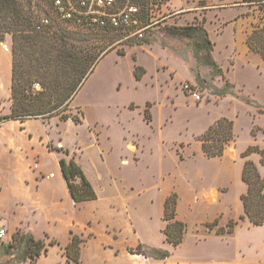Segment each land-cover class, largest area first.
Listing matches in <instances>:
<instances>
[{
    "label": "rangeland",
    "instance_id": "rangeland-1",
    "mask_svg": "<svg viewBox=\"0 0 264 264\" xmlns=\"http://www.w3.org/2000/svg\"><path fill=\"white\" fill-rule=\"evenodd\" d=\"M259 1L257 11L264 20V0ZM34 3L37 19L46 15L56 27L43 38L48 47L72 48L83 58L97 54L69 105L42 122L51 127L55 142L64 144L57 149L67 156L83 152L86 166L101 174L102 190L107 183L114 188V212L121 216L125 211L136 232L125 235L118 245L140 239L145 243L142 251L147 252L148 246L160 248L170 253L171 262L179 264H240L244 255L264 264V226L243 221L231 235L215 233L242 214L240 198L246 191L241 181L243 148L250 143L264 146L262 132L255 137L250 134L254 126L264 130V63L257 54L244 56L234 50L232 24L220 36L216 35L221 32L218 22L207 26L217 30L211 32L216 68H210L196 60L187 40L170 33L174 27L198 25L200 21H191V15L163 21L148 37L150 44L137 45L121 32L102 35L61 27L49 7L41 0ZM171 5L180 8V0H169L164 11L173 9ZM208 17L216 21L213 14ZM6 42L11 48L9 36ZM16 65L27 75L41 71L26 55H19ZM139 67L143 72L137 79L135 69ZM46 75L63 76L53 70ZM185 83L198 89L200 102L183 90ZM229 85H233L231 93L220 96L219 91H230ZM147 104L149 121L144 119ZM65 114L78 117L79 122L61 120ZM221 118L233 121L235 137L222 156L209 159L198 137ZM228 169L232 177L226 175ZM172 192L178 196L177 219L186 225L178 247L165 243L162 233L163 202Z\"/></svg>",
    "mask_w": 264,
    "mask_h": 264
},
{
    "label": "crops",
    "instance_id": "crops-1",
    "mask_svg": "<svg viewBox=\"0 0 264 264\" xmlns=\"http://www.w3.org/2000/svg\"><path fill=\"white\" fill-rule=\"evenodd\" d=\"M260 3L259 0H180V8L171 5L173 9L166 10V17L179 11L181 13L175 16L191 15L190 20L200 21L198 25L205 29L213 45L215 42L211 39V32L217 30H209L207 26L218 22L221 32L218 31L216 35L220 36L232 24L231 45L246 56L249 53L246 45L248 35L257 25L264 24L257 11ZM232 9H236L238 14L231 13ZM209 14H213L216 21L211 20ZM171 19L169 17L166 21L170 22ZM12 65L11 53L0 49V117L8 116L11 112ZM57 146L65 147L62 142L60 145L55 142L51 127L41 119L0 122V230H5L0 243H9L18 229L36 240L47 237L46 242L52 240L55 244L48 247L36 264H64V248L73 233L83 239L81 264H179L177 261L171 262L168 251L169 257L164 260L131 254L128 249L145 244L140 239L134 244L124 243L120 247L118 242L125 240V235H135L136 232L125 211L121 216L114 212V188L107 183L105 190H102L100 183L103 178L86 166L83 152L67 156ZM249 146L257 145L250 143ZM258 148L264 150V146ZM255 157L250 155L248 159L263 170L258 169L263 175L264 168L257 159L260 157ZM61 159L66 162L72 160L81 168L93 187L95 200L78 204L73 201L62 174ZM148 247L147 251L162 250ZM247 256L244 255V260L239 263L263 264L256 257L247 260Z\"/></svg>",
    "mask_w": 264,
    "mask_h": 264
},
{
    "label": "trees",
    "instance_id": "trees-1",
    "mask_svg": "<svg viewBox=\"0 0 264 264\" xmlns=\"http://www.w3.org/2000/svg\"><path fill=\"white\" fill-rule=\"evenodd\" d=\"M33 0H0V42L6 41V37L11 38L12 50V83H11V112L8 116L0 117V122L6 120H26V119H49L57 114L60 107H67L74 91L84 79L89 67L97 59V54L89 57H80V51L72 48L48 47V43L43 38L53 33H37L34 31V25L38 21L34 14ZM37 19V20H36ZM64 25H61V27ZM65 28L67 26H64ZM79 29L87 33H98L108 35L107 33L94 30ZM170 33L180 36L187 40L194 49L196 60L204 66L216 68L212 58L213 45L208 38V34L201 25L174 27ZM151 41L148 38L137 40V45H147ZM246 45L249 53L259 55L264 63V24L257 25L248 35ZM24 56L31 59L37 67L44 71H37V78L33 79L32 74L20 71L16 65L18 56ZM62 74L64 84H61V78L48 77L46 74L50 71ZM143 69H135V76L140 79ZM36 80V81H35ZM39 81V82H38ZM38 83L41 90L32 93V85ZM230 91H219L220 96L231 93L232 85H229ZM147 104L144 110V119L150 120V113ZM263 109L262 106H258ZM61 120H72L78 123L79 119L71 114H65L60 117ZM258 132L264 134V130L253 127L251 135L256 136ZM234 123L227 118H221L215 121L207 130L198 137L201 143V150L206 158H217L222 156L226 146L234 140ZM252 154H257L259 164L264 168V150L257 146H249L241 154L245 159L242 171L241 181L246 186L245 193L241 196L242 214L237 219H230L224 227L218 228L215 233L218 236L231 235L236 226L243 221H247L253 227L264 226V174L261 175L254 162L248 159ZM62 174L68 184V188L73 201L78 204L96 199V194L92 185L86 179L81 168L72 160L66 162L60 160ZM78 180V181H77ZM178 196L172 192L163 202V220L165 222L162 231L164 242L172 247H178L182 244L186 233V225L183 221L177 219L176 207ZM211 229V225H208ZM47 238V237H46ZM54 241L36 240L32 235L24 233L18 229L12 236L9 243H0V264H36L38 258L44 255L49 246H53ZM83 239L71 233L70 241L64 248V264H81V246ZM142 245L136 249H128L131 254L150 256L153 259L164 260L169 257V253L162 250L150 249L147 252L142 251Z\"/></svg>",
    "mask_w": 264,
    "mask_h": 264
},
{
    "label": "built area",
    "instance_id": "built-area-1",
    "mask_svg": "<svg viewBox=\"0 0 264 264\" xmlns=\"http://www.w3.org/2000/svg\"><path fill=\"white\" fill-rule=\"evenodd\" d=\"M51 9L60 25L70 28L101 31L107 34L123 33L127 39L143 40L156 27L169 17L181 13L174 12L166 17L164 7L169 0H41ZM54 21L41 15L34 25L37 33H53ZM0 49L10 53L6 41L0 42ZM183 90L195 102L202 100L201 93L192 85L185 83ZM41 90L38 83L32 85V93ZM5 230H0V240Z\"/></svg>",
    "mask_w": 264,
    "mask_h": 264
},
{
    "label": "bare ground",
    "instance_id": "bare-ground-1",
    "mask_svg": "<svg viewBox=\"0 0 264 264\" xmlns=\"http://www.w3.org/2000/svg\"><path fill=\"white\" fill-rule=\"evenodd\" d=\"M227 176L232 177L233 171L228 169L227 172H225Z\"/></svg>",
    "mask_w": 264,
    "mask_h": 264
}]
</instances>
